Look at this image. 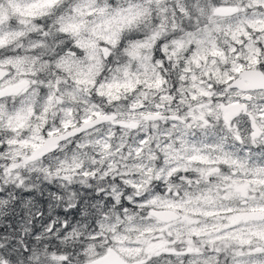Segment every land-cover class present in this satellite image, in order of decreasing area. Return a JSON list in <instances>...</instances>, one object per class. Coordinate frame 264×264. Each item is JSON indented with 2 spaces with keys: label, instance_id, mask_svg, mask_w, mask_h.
Instances as JSON below:
<instances>
[{
  "label": "clouds",
  "instance_id": "9594fccd",
  "mask_svg": "<svg viewBox=\"0 0 264 264\" xmlns=\"http://www.w3.org/2000/svg\"><path fill=\"white\" fill-rule=\"evenodd\" d=\"M0 264H264V0H0Z\"/></svg>",
  "mask_w": 264,
  "mask_h": 264
}]
</instances>
